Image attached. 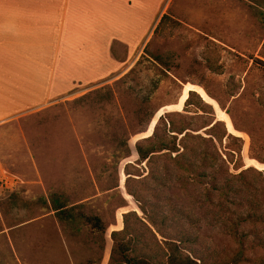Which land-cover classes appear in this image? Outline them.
<instances>
[{"label": "rangeland", "instance_id": "rangeland-1", "mask_svg": "<svg viewBox=\"0 0 264 264\" xmlns=\"http://www.w3.org/2000/svg\"><path fill=\"white\" fill-rule=\"evenodd\" d=\"M164 2L165 17L120 72L76 86L52 105L0 124V264H79L89 259L107 264L110 233L122 229V214L135 211L145 217L125 190L126 164L132 177L140 179L131 186L151 209V194L144 190L155 184L145 178L146 163H137L134 144L151 135L166 113L179 112L181 116H172L174 122L190 124L201 134L213 117L224 121L229 132L243 139L245 167L264 174V165L251 158L249 136L259 143L264 135V0ZM125 54L123 46H114L116 58ZM189 91L211 108L185 106ZM52 191L104 221L103 249L89 227L56 218L43 202ZM168 193L180 196L174 189ZM251 193L264 205V195ZM159 204L160 210L169 208ZM194 214L199 217L200 211ZM197 225V248L208 263L264 261V247L256 244V235L264 239L263 225L241 226L243 247L221 228L206 221Z\"/></svg>", "mask_w": 264, "mask_h": 264}, {"label": "trees", "instance_id": "trees-1", "mask_svg": "<svg viewBox=\"0 0 264 264\" xmlns=\"http://www.w3.org/2000/svg\"><path fill=\"white\" fill-rule=\"evenodd\" d=\"M187 105L211 108L195 91H189ZM173 115L181 116L179 112L160 116L152 135L134 144L137 163H146L149 171L145 178L155 184L144 190L151 194L152 202L148 200L151 209L148 211L141 203L144 198L141 191L131 186V181L140 179L132 177L135 174L129 169L131 165L126 164L125 190L138 202L145 217L140 218L135 211L122 214V229L110 233L112 245L107 264H211L199 254L201 227L197 223L206 221L211 228H221L240 247L245 240L241 229L244 223L264 226V205L251 193L254 190L264 195V174L254 167H245L241 155L243 139L229 132L220 119L213 117L203 126L207 128L201 134L195 133L199 129L190 124L175 123ZM249 136L251 158L264 165V135L259 143L254 135L249 133ZM125 145L124 157H128L131 153ZM113 188L119 189L118 185ZM173 189L179 192V198L174 199L168 193ZM160 194L162 199H158ZM172 199L177 201L174 207ZM43 202L60 222L89 227L99 247L104 248L107 227L99 216L84 213L82 204L72 203L57 191L50 192ZM159 202L169 208L160 210ZM195 209L200 211L199 217L195 216ZM256 237V244L264 247V239ZM79 264H97V261L89 259Z\"/></svg>", "mask_w": 264, "mask_h": 264}, {"label": "crops", "instance_id": "crops-1", "mask_svg": "<svg viewBox=\"0 0 264 264\" xmlns=\"http://www.w3.org/2000/svg\"><path fill=\"white\" fill-rule=\"evenodd\" d=\"M165 8L164 0H0V124L120 72Z\"/></svg>", "mask_w": 264, "mask_h": 264}, {"label": "water", "instance_id": "water-1", "mask_svg": "<svg viewBox=\"0 0 264 264\" xmlns=\"http://www.w3.org/2000/svg\"><path fill=\"white\" fill-rule=\"evenodd\" d=\"M166 110V109H165ZM160 117V116H159ZM153 120H154V118L150 121V123H149V126H148V129L150 128V126L152 125V123H153ZM156 124V123H155ZM154 126L155 125H153V127H152V130H151V135H152V133H153V130H154ZM151 135H148V136H151ZM148 136H146V137H148ZM143 138H145V137H143ZM140 140V139H139ZM121 188V187H120Z\"/></svg>", "mask_w": 264, "mask_h": 264}]
</instances>
